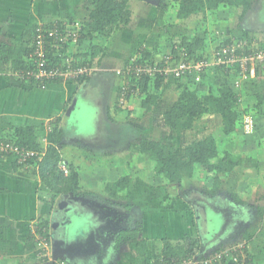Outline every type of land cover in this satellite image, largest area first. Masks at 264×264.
I'll return each mask as SVG.
<instances>
[{"label": "crops", "instance_id": "0c3cea01", "mask_svg": "<svg viewBox=\"0 0 264 264\" xmlns=\"http://www.w3.org/2000/svg\"><path fill=\"white\" fill-rule=\"evenodd\" d=\"M47 1L52 4V0ZM31 3L32 0H0V38L30 42L33 25L40 21V17L41 20L46 17L37 15L36 12L37 16L30 15L28 12ZM85 8L87 12L88 5ZM48 10L50 13L51 9ZM215 13L213 22L216 23V28L214 27L213 32L215 38L218 37L216 40L228 36L251 41L264 40V0L252 1L247 11L240 14L242 17H239L240 10L231 7H220L215 9ZM48 15V20L45 19L43 23L53 20L51 13ZM76 15L81 17L84 14L77 11ZM135 27L138 26L132 25L127 33H131V28L136 30ZM154 27L150 24L151 31H154ZM134 32L132 40L136 44L133 46L132 43L128 44L130 35L121 37L120 40L126 41L117 40L122 33L116 36V42L114 39L103 38L98 44L90 42L85 45L84 41L88 38L83 39L78 52L84 54L81 58L87 60L92 70L87 78L81 80L51 81L41 87L35 82H22L15 75L12 65L8 67L0 62V139L10 140L15 128L29 126L34 129L37 140L42 143L45 138L46 142L43 143L47 148L52 133L56 132L54 136L58 141L54 145L59 150V160L69 170H75L78 177L77 191H65L62 189L63 183L56 180V185L52 186V183L40 176L38 161L24 163L14 156L0 154V264H43L33 240V226L37 220L40 224L42 222L45 234L51 240L52 254L57 257L62 255L66 264H147L148 260L161 251L162 239L180 243L187 236L198 238L197 253H209L243 239L238 237V232L234 229L233 220L238 216L240 222H247L240 223L241 225H254L260 220V226L264 229V175L257 171V166L262 167L257 157L258 150L263 147L262 141L258 142L260 130L256 129L249 135V140L252 137L257 139L248 148L250 151L254 150L251 152L252 157L249 156L250 159L244 161V167L248 170L246 174L251 173V176L245 178L244 185L236 192L226 190L232 184L231 175H239L236 168L211 196L204 190L210 186L212 174L199 176L196 172L193 178H184V186L186 182L195 181V189L192 187L187 191L188 188L184 187L183 191H178L175 186L166 184L162 175L152 173L154 164L151 159L140 152L138 155L143 160L136 156L130 157V150L123 144L122 131L119 134V126L127 119L124 106H132L136 97L128 99L125 105H118L116 98L120 82L115 69L124 63L128 55L138 52L142 47L140 41L143 37ZM153 33L150 34V42L153 41ZM204 42L206 43L205 40ZM149 43L143 46L149 45L144 50L152 59L168 51L176 52L173 47L178 44L163 47V43ZM83 47H86V51H80ZM161 48L164 50L159 51ZM221 77H224L221 72L214 75L216 80ZM242 86L246 91L264 94L262 77L250 79ZM143 93H140L139 98ZM75 98L76 104H79V99L85 105L95 104V109L99 111L96 129L84 130V125L82 132L78 131L76 111L79 107L73 103ZM251 108L254 106L249 105L248 109L252 111ZM258 109L262 111L260 115L264 120V103ZM103 126L105 130L101 129ZM140 138L136 141L138 147ZM108 157L129 167H135L132 164L135 159L134 163L138 167L136 175L128 174L130 187L128 190L117 191L118 197L110 194V191L106 192ZM93 163L96 167L94 174L85 179L84 175L88 172L86 168L84 171V166L87 164L92 167L90 164ZM67 174L61 172L58 178L65 179ZM192 203L197 206L193 207ZM73 209L86 211L94 218L97 216L99 225L87 226L86 222L82 228L80 220H77L80 218L74 220L80 213ZM125 210L132 211V216L125 213ZM110 212L115 215L110 217ZM220 212H223L224 222L211 230L210 224L214 227L215 216ZM210 213L212 216H209ZM256 214L258 219L254 217ZM137 225L141 227L138 238L144 240L141 246L118 240L120 231L136 228ZM76 226L81 228L76 229ZM95 228H98L97 231ZM56 241L60 245L55 247L53 243ZM61 242L76 246L75 251L69 255L62 253ZM255 243H258V248L253 246L255 252L248 248L247 243L246 248L255 264H264V255L259 252L263 251L262 245L258 241Z\"/></svg>", "mask_w": 264, "mask_h": 264}, {"label": "trees", "instance_id": "16d2710c", "mask_svg": "<svg viewBox=\"0 0 264 264\" xmlns=\"http://www.w3.org/2000/svg\"><path fill=\"white\" fill-rule=\"evenodd\" d=\"M153 0H90L88 5V16L86 20L81 22V35L78 38V44L83 39L93 37V35H102L108 39L109 34L120 29H124L131 25V17L134 6H138V2L149 4ZM254 0H177L176 16L180 20H189L193 17L206 14L208 10H215L220 7L235 8L240 10L239 17H242L244 12L251 6ZM134 5V6H132ZM166 4L162 0H156V8L163 9ZM76 18L68 17L67 22H73ZM62 18L57 20L58 25H62ZM56 22V23H57ZM55 22H36L31 31L30 41L33 31L36 27L41 26L43 30L52 27ZM62 28V27H61ZM236 38L233 36L225 37L220 44L230 45ZM51 36H46L45 41H51ZM250 42L251 40H247ZM174 45V44H173ZM172 45V47H173ZM181 45L186 49L187 59H207L210 53H206L204 38L198 35L191 37H182ZM32 46L28 42L8 41L0 38V62L8 67L12 65L14 72L23 69L26 65V56L32 51ZM96 48V47H95ZM246 45L240 50H236L235 54L246 52ZM143 58H150L149 53L144 51ZM174 55L179 53L174 52ZM78 57L84 56L83 53L75 54ZM229 53L225 59L228 60ZM152 58H150L151 60ZM153 60V59H152ZM222 70V71H221ZM226 73H224V72ZM211 72V73H210ZM221 72L224 77L215 79V73ZM203 81L208 78L212 79L209 89L204 94H199L196 89L191 88V82L185 77L178 79L176 85L178 94L171 107L163 113L165 125L172 130H183L192 128L193 124L199 120L204 114H218L220 116V125L213 133H208L200 138H195L186 143L183 148V153L179 154L175 145L167 144L155 139L140 138L139 152L145 157L154 162L153 172L156 175H162L166 184L173 185L178 191H183L184 178H193L196 172L199 176L204 174H212L210 176V186L205 188V193L214 195L217 192L219 185L226 179L227 175L236 167L244 165V160L240 153L225 151L222 156L219 155L216 146V136H234L236 130L240 126V113L237 108L241 103L244 104V110H247L249 105L257 108L261 103H264V94L260 92L246 91L242 86L246 81H241L239 87H236L235 80L238 76L237 70L229 61L222 64H211L202 74ZM226 76V77H225ZM256 78V77H255ZM81 80L80 78H77ZM83 79V78H82ZM184 79V80H183ZM253 79V78H251ZM219 80V81H218ZM152 81L154 92L148 93L146 97V109H150L151 105L155 104L161 96L160 89H165L169 85L164 82L165 78L161 75L154 77H144L141 79L140 91L145 92L148 88V83ZM216 81V83H215ZM222 81V82H220ZM216 86L214 87L213 85ZM240 88V92L237 91ZM243 93H245L246 98ZM246 100V102H245ZM55 131V130H53ZM52 131V132H53ZM56 133V132H54ZM52 133L50 144L47 145L46 152L43 158L38 161L39 174L52 186L56 185V180L63 183V190L77 191V172L73 169L69 170L65 179H60L61 172L58 170L59 150L54 143H57L58 138ZM38 136L34 133V129L29 126H19L14 129V136L10 138L18 146H23L29 149H39L41 142ZM247 159H250L248 157ZM30 161H33L30 160ZM129 175L126 174L112 183H108L106 189L114 196L116 192L130 187ZM206 185V184H204ZM118 197V196H116ZM42 224V222H41ZM140 225L136 228L120 231L118 240L131 245H142L144 240L138 238L140 235ZM139 239V240H138ZM198 238L195 236H187L179 242H172L169 239H162V249L153 258L165 260H180L185 257L192 256L197 251ZM248 260L254 261L250 257V253L245 248Z\"/></svg>", "mask_w": 264, "mask_h": 264}, {"label": "rangeland", "instance_id": "374dc122", "mask_svg": "<svg viewBox=\"0 0 264 264\" xmlns=\"http://www.w3.org/2000/svg\"><path fill=\"white\" fill-rule=\"evenodd\" d=\"M89 1L90 0H52V4H51V2H48L47 0H32V3L30 5L31 9H29L28 13L29 14L31 13L33 16H37L39 14H41V16H46L42 20L40 17V21H42V22L45 19H46V21L48 20V16H49L48 14H50V13H51V17L53 18V20L51 22L56 23L57 20H59L61 18L63 19L61 21L65 22V19L68 17H71V15L77 16L76 20L79 19L81 21V20L87 19L88 11L86 12L85 5H89ZM162 2L166 4V7L163 9L156 8V0L151 1L149 4L148 3L144 4V3L138 2L137 3L138 6L132 5L135 8L133 9L134 11L132 12L131 24L134 26H138V27H135L136 30L131 28V33L130 34L127 33L128 32L127 30H129L130 27H132V25L131 26L129 25L130 27L128 26L124 29H120L118 31L110 33L107 40H113L114 39L113 41L116 42L115 41L116 36L118 34L122 33L121 36L117 37V40L126 41V39L120 40L121 37L122 36L126 37V36L130 35L128 37V44L132 43L131 46H133V44H136L135 40L134 39L132 40L133 31H135L134 33L136 35L138 34V36L143 37V39L140 41V42H142L140 44V46H142V48H146V49H147V47L149 48V45H147V47H145L146 45L143 46V44H145V43L148 44L150 42L151 32H154V33L151 36V40H153V41L150 43H153V44L163 43L164 44L163 47H166L168 44H172V43L173 44L174 43H178V44L180 43L181 44L182 37H184V36L191 37L193 34L201 36L204 38V40L206 41V43H205L206 51L210 50L212 48L214 49L218 43L222 42L223 38L220 40H216L218 37L215 38V33L213 32L214 27L216 28V23L213 22L215 20V15H216V13L214 14L215 10H208V11H206V14H204V15L201 14L197 17H193L189 20L183 21V20L178 19L176 16V9L178 7L177 0H162ZM28 8H29V5H28L27 9ZM49 8L51 9L50 13L48 12ZM14 10H15V8L12 9V11H14ZM38 10H40L41 13H38L39 12ZM31 11H33V13ZM77 11H78V13H80V12L83 13L85 16L82 15L80 17V16L76 15ZM231 11L232 10H230V12ZM35 12L37 13V15ZM75 16H72V17H75ZM40 21H37V22H40ZM150 24H153L155 26L153 28L154 31H151ZM103 38L105 39L104 36L96 34V35H93V37H89L88 38L89 40L86 39L84 41V44L89 45L90 42L97 43V42H99V40H103ZM8 40H10V39H8ZM29 43H31V41ZM79 44L71 45L70 50L73 53L77 54L78 50H79V48H78ZM87 47H89V46H87ZM85 48L83 47L80 51H86ZM163 50L164 49L161 48L159 51H163ZM29 54L26 56V64L28 63ZM134 54L136 55V57H139V59H144L146 61L150 60V58H143L145 55L144 49L142 51L139 50V52L136 51ZM127 59H129V55L124 60V62ZM56 61H57L56 55H53L51 53L49 55V59H48L47 64L49 67H51ZM186 79H188V81L191 82V84H192L191 88L196 89V91L201 95L208 91L209 86H210L209 84L211 82H213L212 79L208 78L207 80H205L204 83H202L203 76L201 77V79L198 83L193 82L190 77H188V78L186 77ZM34 81H35L34 79L27 80V82H30V83H32ZM52 81H60V80L55 79ZM164 82L169 83L168 84L169 86L165 89H160V90H162L161 96L159 97V99H157L158 100L156 102L157 104L155 103L151 106L150 109H152V110L149 109V111H151V112H149L148 110L145 109V107L147 105L145 98L147 97L148 93L154 92L153 91L154 87H153L152 81H150L148 83L147 91H145L143 93V96L141 98H139V95L141 93V91L139 90V94L137 96L132 97V98L136 97V100L134 101L132 106H128V107H127V105L124 106V108L126 109V112L124 114L126 115L127 119L123 120L124 124L121 125L122 127L119 126V134L121 135V131H122V140L124 141L123 144H125L124 147H126L127 149L130 150V157L132 156V158L135 156H136V158L140 157V155H138L139 147H138V145H136V141L140 137L146 136V138H149V139H155V140H159L161 142L167 143V144L175 145L178 153L182 154L183 148L186 145V143H188L192 139L200 138V137H202L208 133L215 132L218 129V126L220 125L221 119H220V116L218 114H207L206 113L199 120H197L193 124L192 128H190V129L172 130V129L168 128L163 121L162 114L171 107L172 103L176 99L177 94L179 92L178 89L176 88V85L178 84L179 80L172 79V78H166ZM220 82H222V81H220ZM202 85H204V87H202ZM213 86L215 87L216 84ZM237 91L240 92V88H237ZM243 95H244V97H246L245 93H243ZM76 102H77V98H75L73 100V103H74V105H76V107L77 106L79 107V108H77V111H76V115H77L76 124L78 126V131L82 132L81 129L84 127V125H85L84 130L96 129L97 125L95 124V122L97 121V114L99 111H97L95 109V104L92 103V104L85 105L83 102L80 101V99H79V104L78 103L76 104ZM126 102H128V100ZM245 102H246V100H245ZM251 109H252V111L249 109L244 110V104L241 103L239 105V107L237 108V111H239L240 116H241L240 127H238V129L236 130V135H234V136H220V137L217 136L216 137L217 150H218V153L220 156H222L225 151H230L233 153H240L243 160L246 161V159L249 156L252 157L251 152L252 151L254 152V150L250 151L248 148L251 146V144H253V142L255 140H257V139H255L256 137H252L253 139L249 140L248 139L250 137L249 135H251L254 132V130H256V129L260 130L259 131L260 135H258L260 137V139L258 142H260V140H261L263 147L258 150L259 156H257V157L259 158V160H260L259 162L262 164V167L257 166V171L260 175L262 173L264 175V120L261 119L262 117L260 114L262 113V111H260L258 109V107L257 108L254 107ZM245 114H250L252 116V118L254 119L253 132H250V131L246 132L243 129L242 122H243V117ZM72 116H73V112L71 114V118H72ZM263 117H264V115H263ZM122 119H123V117H122ZM70 122H71V120H70ZM108 126H111V125H108ZM68 128L71 129L70 125H68ZM70 129H69V131H70ZM101 129L105 130L104 126ZM110 157H108V160H107L108 166L106 168V171L108 172L107 173L108 179H106V180H108L107 184L114 182V180H116L119 177L124 176L126 174H132L134 176L138 173V167L135 164L136 163L135 159L132 162V164H134L135 167H133L132 165H131L132 167H129L128 165H124V166L120 165L119 161H115V159L110 160ZM140 159L143 160V157L142 158L140 157ZM127 163H129V162H127ZM141 163L142 162L140 161L139 162L140 166L142 165ZM153 164H154V162H153ZM90 165H92V167L88 166L87 164L84 166V171L86 168V170L88 172L84 175L85 179L88 178L90 175H93L94 174L93 172L96 169V167H94V163L90 164ZM140 168H142V167H140ZM235 168L238 171L237 174H239V175H236V174L231 175L232 176V178H231L232 184L228 185L226 187V190H228L230 192L239 191L238 189L244 185V182L246 180L245 178L251 176V173L246 174V172H248V170L246 171V167H244V165L236 166ZM116 172H118V173L114 175V173H116ZM148 172L150 173L151 171L148 170ZM152 173H154V172H152ZM197 173H200V172H197ZM195 185H196L195 181H189L188 183L186 182V186H184V187H187L188 188L187 191H189ZM262 185H264V183ZM194 189H195V187H194ZM106 192L108 193V190ZM192 205H193V207L197 206L195 203H192ZM73 210H75L76 213L81 214V215L77 214L75 219H74V220H76L77 218H80L77 220H80L81 223L79 225L81 227L86 222H87V226L97 227L99 225V222L97 220V216L94 218V217H91V215H89L86 211L81 212L77 209H73ZM125 211H126L125 213H129L128 214L129 216L130 215L132 216V213H133L132 211L131 212H128L127 210H125ZM169 213H170V211H169ZM114 215H115L114 212H110V217L114 216ZM209 216H212V214L210 213ZM254 217H256L258 219L259 216L256 214V215H254ZM239 218H240V216H238L236 219L233 220V224L235 225L234 229L238 232L237 233L238 237L246 240L247 246H248V248L249 247L252 248V252H255V248H258L257 247L258 243H255V241H258L259 244L262 245V250L264 251V229L260 226V223H259L260 220H259V222L258 221L255 222L256 224H254V225L244 226V225H241L240 223L247 224V222H240ZM221 222H224L223 212H220L217 217L215 216V221L213 223L214 227H212L210 224V228H212L211 230H215L217 228V226H219L221 224ZM81 227L76 226V229H79ZM263 251H259V252H262L261 255H264Z\"/></svg>", "mask_w": 264, "mask_h": 264}, {"label": "built area", "instance_id": "2783aa9c", "mask_svg": "<svg viewBox=\"0 0 264 264\" xmlns=\"http://www.w3.org/2000/svg\"><path fill=\"white\" fill-rule=\"evenodd\" d=\"M81 22H62L59 26L55 23L52 27L43 30L41 26L35 28L31 38L32 51L29 54L28 63L23 69L16 70L15 75L22 82L34 79L41 87L47 83L58 79L62 82H68L77 78L87 77L92 68L87 60L78 57L73 53L71 45L78 44V38L81 35ZM62 27V28H61ZM51 36L52 40L46 42L45 37ZM246 45L247 50L242 54H235ZM173 49L179 53L174 55L172 51L161 54L153 60H144L136 57L135 54L129 56L119 68L115 69L116 76L119 78V87L117 92L118 105H124L126 101L139 94L140 82L144 77H154L161 75L164 78L182 79L190 77L195 83H198L211 64H222L229 61L237 70L235 85L239 87L241 81L250 80L255 77L264 78V40H254L248 42L245 38H237L230 45L218 43L210 52L207 59H187L186 49L181 45H174ZM143 48L141 47L140 51ZM139 52V51H138ZM56 55L57 61L49 67L47 62L50 54ZM230 54L228 60L226 54ZM254 119L250 114L243 117V129L246 132H253ZM43 142H46L45 138ZM41 143L39 149H29L18 146L15 142L7 139H0V154L16 157L20 162H29L30 160L40 161L45 152V143ZM58 169L64 174L68 173V168L63 162L58 163ZM33 240L43 264H66L62 257L52 254V243L45 234L44 227L37 220L33 226ZM246 241L237 240L225 245L222 248L213 249L209 253H195L192 256L180 260H165L163 258H151L147 264H253L246 255Z\"/></svg>", "mask_w": 264, "mask_h": 264}, {"label": "water", "instance_id": "95a60500", "mask_svg": "<svg viewBox=\"0 0 264 264\" xmlns=\"http://www.w3.org/2000/svg\"><path fill=\"white\" fill-rule=\"evenodd\" d=\"M60 205L58 206V208L61 207ZM97 229L98 228H95L94 230L97 231ZM58 245H60L58 241H56L55 243H53V246H55V247L58 246ZM61 246L63 247L61 252L62 253H65L66 255H69V253L75 251V249H76V246L73 245L74 246L73 247V246H71L69 244H64V242L63 243L61 242ZM59 256L62 257V255H59Z\"/></svg>", "mask_w": 264, "mask_h": 264}, {"label": "clouds", "instance_id": "9594fccd", "mask_svg": "<svg viewBox=\"0 0 264 264\" xmlns=\"http://www.w3.org/2000/svg\"><path fill=\"white\" fill-rule=\"evenodd\" d=\"M82 21H83V20H82ZM140 49H141V48H140ZM143 49H144V48H143ZM144 51H145V50H144ZM132 54H134V53H132ZM132 54H131V55H132ZM129 56H130V55H129ZM89 75H90V74H89ZM89 75H88V76H89ZM84 78H87V77H83V79H84ZM80 79H82V78H80ZM58 170H59V169H58ZM59 171H60V170H59ZM60 172H61V171H60ZM62 173H63V172H62Z\"/></svg>", "mask_w": 264, "mask_h": 264}]
</instances>
